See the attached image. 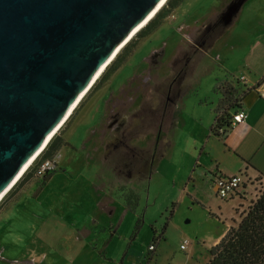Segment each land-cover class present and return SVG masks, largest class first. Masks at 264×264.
<instances>
[{
	"label": "rangeland",
	"instance_id": "374dc122",
	"mask_svg": "<svg viewBox=\"0 0 264 264\" xmlns=\"http://www.w3.org/2000/svg\"><path fill=\"white\" fill-rule=\"evenodd\" d=\"M221 1L185 0L183 11L190 10L189 14L195 12L203 16L216 10ZM166 8L167 5L161 9L164 11L150 34L141 36L143 27L141 32H137L140 34L136 33L132 42L123 47L118 53L121 64L106 68L83 99L84 102L82 100L83 103L57 133L62 137L87 100L104 83L114 78L111 82L114 83L112 94L101 111L104 122L100 131L110 133V114L114 111L113 114L121 118L124 116L127 97H130L129 89L137 84L126 116L127 129H130L127 141L133 152L141 151L147 159L152 158L155 164L158 163L159 171L152 174V162L149 161V166L145 167L149 173L146 174V171L144 176L147 180L141 182L143 177L138 178L125 168L126 171L121 172L127 178L122 181L124 184L118 187L109 185L107 192H104L106 197L115 200L112 209L116 207L117 211L104 214L103 222L94 224L96 197L88 189L91 184L89 179L92 180L97 165L87 166L84 160L77 162L79 155L74 152L71 163L70 154L63 151L65 157L47 181H41L31 167L32 177L18 182L0 203V264H38L30 259L38 262L43 257H47L49 264L208 263L209 250L225 226L210 206L205 208L201 204L209 198L208 189L205 186L200 187L199 191L192 189L190 179L191 175L198 173L196 166L200 150L197 154L193 153L194 133L189 127L175 146V78L171 82L169 95L164 90L165 86L163 91H159L164 84L163 72L160 76L153 77V73L146 75V69L151 66L147 62L148 59L150 62L152 60L151 50L159 47L168 33L175 32V10ZM163 25L167 27L161 28ZM222 40V46L214 52L213 63L200 64L192 76L194 81L187 99V113L204 96L210 95L218 100L224 92L218 93V88L220 90L228 79L236 81L240 73L236 68L238 64H245L252 52L256 53L253 47L255 43L258 41L264 47V0H249L237 25ZM262 46L260 56L264 54ZM173 54L175 56V50ZM263 62L260 59L254 63ZM164 66L167 69L171 64ZM234 70H237L236 73ZM130 80L131 85H128ZM143 95L149 96L144 99ZM97 116L90 121V125L96 124ZM89 127H82V131ZM106 133L99 135L104 139L108 135ZM110 136L112 139L118 137L115 134ZM114 142L119 144L117 139ZM151 142H157V145ZM127 149L125 158L133 161L135 154ZM59 151L54 158L56 161ZM121 153L120 149H116V161L121 158ZM251 206L246 200L241 203L237 208L239 221ZM40 217L47 220L44 226H41ZM90 221V227L93 232H98L97 235L93 234L88 241L79 240V227L83 222ZM184 241H187V249L181 250ZM151 245L155 251L149 250Z\"/></svg>",
	"mask_w": 264,
	"mask_h": 264
},
{
	"label": "crops",
	"instance_id": "0c3cea01",
	"mask_svg": "<svg viewBox=\"0 0 264 264\" xmlns=\"http://www.w3.org/2000/svg\"><path fill=\"white\" fill-rule=\"evenodd\" d=\"M248 1L222 0L216 10L201 16L195 12L189 14L190 10L183 11L186 3L183 0L174 9L175 32L168 33L163 39L167 41V56L173 55L175 50V62L169 66L170 68L163 71L167 78L166 93L171 89V82L175 78V146L179 144L183 132L189 127L194 133L192 139L193 153L197 154L200 150V158L196 166V168H199L198 173L191 175L190 179L192 189L199 191L200 187L203 186L206 187V190L208 189L209 198L201 204L205 208L210 206L212 212L218 216L219 221L225 226L222 233L214 240V246L220 242L231 227H235L239 222L237 208L243 203L240 197L228 200L218 198L213 183L215 175H233L238 172H245L249 177L264 180V99L261 97L262 90L260 88V85L264 82V64H255L257 60H264V54L259 55L262 44L257 41L253 46L256 53L252 52L246 63L238 64L236 68L240 72L237 74L239 77L236 81L240 83H233V87L235 90L234 96L239 97V105L229 113L233 115L237 111L244 110L247 113V119L243 124L230 129L224 137H217L212 131L224 95L221 94L218 100L210 95L204 96L198 103L193 104L192 110L188 113L187 99L190 94L189 90L193 88L194 78L192 76L195 74L196 68L200 64L213 63L214 52L222 46L223 37L237 25ZM166 27L161 26V28ZM254 55H256L255 60ZM237 70H234V73ZM113 79L111 78L104 83L81 107L77 117L61 137L67 145L60 149L56 161V166L59 168L60 161L65 157L63 151L65 154H70L69 160L73 158L71 154L74 152L79 155L76 159L77 162L84 160L87 166H98L92 180L89 179L91 184L88 189L91 191L90 194H94L96 197V212L94 214L96 220L94 224L103 222L104 214L117 211L116 207H114L115 210L112 209L115 200L106 197L104 192H107L109 185L118 187L124 184L122 181L127 178L123 177L121 172L127 169L136 177H143L140 181L144 182L147 180V177H144L147 171L145 167L149 166V161L152 162V174L155 175L159 171L158 166H156L158 163L155 164L152 158L147 159L146 154L141 151H132L127 141L128 130L122 133V142H118L119 144L115 143V139L110 136L112 131L110 133L100 131V127L104 122H102L101 111L105 105L104 103L109 99V95L112 94L111 89L114 83L111 84V82ZM232 82L229 79L226 81L227 84H232ZM218 93H220L219 88ZM106 96L107 98H105ZM148 96L143 95L144 99ZM127 113L125 110L123 116L125 119ZM97 114L96 124L90 125V121ZM87 125L90 127L84 128L85 132H83L82 127ZM108 129L110 128L108 127ZM101 133L108 135L102 139L99 135ZM104 142L107 143L103 144ZM155 143H152V145H157ZM127 148L135 154L133 161L129 162V158L125 157H121L116 161V149L125 152L128 150ZM155 149H157V146ZM97 151H100V153L97 154ZM203 157L205 158L203 159ZM69 162L73 163L71 160ZM148 173L149 170L146 174ZM32 215L35 219H39L36 214ZM45 221L47 222L46 218H41V226H44ZM90 223L91 221L88 223L83 222L79 227L80 230L77 236L79 240L85 239L88 241L93 234L94 236L97 235L98 232H93ZM91 241L94 242L95 240ZM94 245L97 249V245L93 243ZM30 260L38 264H49L47 257H43L38 262L35 259Z\"/></svg>",
	"mask_w": 264,
	"mask_h": 264
},
{
	"label": "water",
	"instance_id": "95a60500",
	"mask_svg": "<svg viewBox=\"0 0 264 264\" xmlns=\"http://www.w3.org/2000/svg\"><path fill=\"white\" fill-rule=\"evenodd\" d=\"M164 0H0V199Z\"/></svg>",
	"mask_w": 264,
	"mask_h": 264
},
{
	"label": "trees",
	"instance_id": "16d2710c",
	"mask_svg": "<svg viewBox=\"0 0 264 264\" xmlns=\"http://www.w3.org/2000/svg\"><path fill=\"white\" fill-rule=\"evenodd\" d=\"M182 1L183 0H167L165 4L168 8L175 9ZM164 6H162V8ZM161 9L156 13V18L152 20L154 16L151 19L152 21L150 20L151 22L149 21L145 26L144 31L140 34L141 36L150 34V30L155 26L156 20L164 11V9ZM118 55L116 57L117 60L114 59V62H116L110 64L112 65L111 68L116 64H121V56ZM110 65L108 67H110ZM233 83L239 84L240 82L233 81L232 84L226 83L224 86L220 87L221 92L224 90V92H222L224 100L217 112V118L212 131L217 137H224L229 130L232 129L230 127L232 115H230L229 112L239 105V97L234 96L235 90ZM65 145H67L65 141L60 135L57 136L56 134L44 151L38 156L36 161L33 162L34 164L28 168L18 182L21 181L20 183H22L25 179H28L29 176L32 177V169L40 160L54 159L58 151ZM51 173L52 172L45 174L42 180L47 181ZM209 254L210 259L207 264H264V192L260 198L241 215L239 223L235 227H231L220 242L209 250Z\"/></svg>",
	"mask_w": 264,
	"mask_h": 264
},
{
	"label": "built area",
	"instance_id": "2783aa9c",
	"mask_svg": "<svg viewBox=\"0 0 264 264\" xmlns=\"http://www.w3.org/2000/svg\"><path fill=\"white\" fill-rule=\"evenodd\" d=\"M261 97L264 99V82L260 85ZM247 119V113L244 110L237 111L232 115L230 127L235 128L243 124ZM57 168L55 159L40 160L34 167L35 174L41 178L49 172L55 171ZM213 183L216 189V195L221 200H228L234 197H240L243 201H248L253 205L264 192V180L257 177H249L245 172H238L233 175L218 174L215 175ZM187 241L181 245V249L185 250ZM155 251L153 245L149 248Z\"/></svg>",
	"mask_w": 264,
	"mask_h": 264
},
{
	"label": "flooded vegetation",
	"instance_id": "af4514ba",
	"mask_svg": "<svg viewBox=\"0 0 264 264\" xmlns=\"http://www.w3.org/2000/svg\"><path fill=\"white\" fill-rule=\"evenodd\" d=\"M166 5V4H165ZM168 8V7H167ZM166 8V9H167ZM170 9V8H169ZM143 30V29H142ZM142 30H140V32L142 31ZM140 34V33H139ZM138 34V35H139ZM134 38V37H133ZM133 38L125 45L126 47L132 42V40H133ZM167 53H168V46H167V41L165 42H163L162 44H160V46L159 47H156V48H153L152 50H151V58H152V60H151V62L149 61V59L147 60V62H148V64H151V66L150 67H148L147 69H146V75L148 74V73H153V77L155 76V75H161L160 73L161 72H163V70L165 69V64H173L174 62H175V58H173V57H175L174 56V54L173 55H170V57L169 56H167ZM116 59V58H115ZM172 61V62H171ZM164 66V67H163ZM146 75H145V77H146ZM144 76V75H143ZM163 77H165L164 78V84L162 85V86H160V90L159 91H163V87H164V90L166 91V86H167V82H166V80H167V78H166V76L164 75V72H163V75H162ZM102 77V76H101ZM98 82V81H97ZM129 82V84L128 85H131V80L130 81H128ZM127 82V83H128ZM159 84V83H158ZM96 85V84H95ZM94 85V86H95ZM134 88H135V90H134ZM132 87L131 86V88L129 89V91H130V94H129V96L130 97H127V103L125 104V110H126V113L129 111V100L132 98V94L136 91V89H137V84L135 85V87ZM93 89V88H92ZM170 90V89H169ZM91 91V90H90ZM171 93V92H170ZM170 93L168 92L167 94H169L170 95ZM126 96H128V95H126ZM85 100V99H84ZM113 112L114 111H112V115L110 114V119H109V121H108V127L110 128V130L112 131V134H115V135H117L118 137L117 138H115V139H117V142H122V138H123V132L124 131H127V130H130V129H127V119H125L124 117H120V115H118V114H113ZM126 128V130H124ZM128 132V131H127ZM126 132V133H127ZM115 155H116V153H115ZM121 157L122 158H124V157H126V151L124 152V150L122 151V153H121ZM41 181H42V178H41Z\"/></svg>",
	"mask_w": 264,
	"mask_h": 264
},
{
	"label": "bare ground",
	"instance_id": "6f19581e",
	"mask_svg": "<svg viewBox=\"0 0 264 264\" xmlns=\"http://www.w3.org/2000/svg\"><path fill=\"white\" fill-rule=\"evenodd\" d=\"M166 1H167V0H164V1H163V3L161 4V6L159 7V9L155 12V14H154V15H153V16H152V17H151L146 23H144L143 25H141V26L135 31V33L133 34V36H135V34H136L139 30H141L143 27H145V25L148 24V22H149V21H150L155 15H156V13L162 8V6L166 3ZM133 36H132V38H133ZM132 38H131V39H132ZM125 45H126V44H125ZM125 45L122 46V47L119 49V51L117 52V54L115 55V57L111 60V62L116 58V56L118 55V53L123 49V47H125ZM111 62H110L109 64H107V66H105V67L103 68V70L101 71V73H100L99 76L97 77V79H96V81L94 82V84L97 82V80L100 78V76L102 75V73L106 70V68L111 64ZM94 84H93V85H94ZM93 85L91 86V88L93 87ZM91 88H90L86 93L83 94V96L80 98V100L78 101V103L75 105V108L73 109V111L71 112V114L69 115V117H70V116L74 113V111L78 108L79 104H80V103L82 102V100L86 97V95H87L88 92L91 90ZM69 117H68V118H69ZM68 118H67V120H68ZM67 120H66V121H67ZM63 125H64V124H63ZM60 129H61V128H60ZM60 129H59V130H60ZM59 130H58V131H59ZM58 131H57V133H58ZM57 133H56V134H57ZM56 134H55V135H56ZM55 135H54V136H55ZM37 158H38V157H37ZM37 158H36V159H37ZM36 159H35V160H36ZM35 160H34V161H35ZM34 161H33V162H34ZM32 164H33V163H31L30 166H31ZM30 166H29V167H30ZM29 167H28V168H29ZM28 168L25 170V172L28 170ZM25 172H24V173H25ZM24 173H23V175H24ZM23 175H22V176H23ZM22 176H20V177L17 179L16 183L20 180V178H21ZM16 183L14 184V186L16 185ZM14 186H13V187H14ZM13 187H12V188H13ZM5 196H6V194L0 199V201L3 200V198H4Z\"/></svg>",
	"mask_w": 264,
	"mask_h": 264
}]
</instances>
